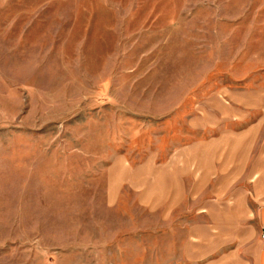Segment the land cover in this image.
Segmentation results:
<instances>
[{
  "label": "rangeland",
  "instance_id": "obj_1",
  "mask_svg": "<svg viewBox=\"0 0 264 264\" xmlns=\"http://www.w3.org/2000/svg\"><path fill=\"white\" fill-rule=\"evenodd\" d=\"M258 90L264 0H0V264H178L145 190Z\"/></svg>",
  "mask_w": 264,
  "mask_h": 264
},
{
  "label": "crops",
  "instance_id": "obj_2",
  "mask_svg": "<svg viewBox=\"0 0 264 264\" xmlns=\"http://www.w3.org/2000/svg\"><path fill=\"white\" fill-rule=\"evenodd\" d=\"M234 98L236 106L205 110L193 120L215 136L180 153L192 158L162 165L161 188L145 190L144 207L163 221L174 218L182 199L196 203L183 216L178 264H264V93Z\"/></svg>",
  "mask_w": 264,
  "mask_h": 264
},
{
  "label": "built area",
  "instance_id": "obj_3",
  "mask_svg": "<svg viewBox=\"0 0 264 264\" xmlns=\"http://www.w3.org/2000/svg\"><path fill=\"white\" fill-rule=\"evenodd\" d=\"M260 241L262 244H264V231H262L260 234Z\"/></svg>",
  "mask_w": 264,
  "mask_h": 264
}]
</instances>
